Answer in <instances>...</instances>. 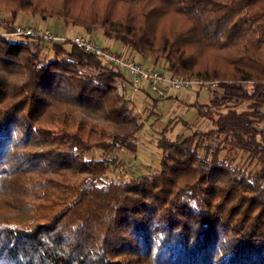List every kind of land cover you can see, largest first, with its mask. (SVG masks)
Returning a JSON list of instances; mask_svg holds the SVG:
<instances>
[{"label": "trees", "instance_id": "trees-1", "mask_svg": "<svg viewBox=\"0 0 264 264\" xmlns=\"http://www.w3.org/2000/svg\"><path fill=\"white\" fill-rule=\"evenodd\" d=\"M0 11L99 29L146 68L161 59L166 76L216 82L193 104L213 128L171 139L164 126L159 170L119 180L118 150L136 153L142 127L127 75L69 40L0 38V264H264V0Z\"/></svg>", "mask_w": 264, "mask_h": 264}, {"label": "rangeland", "instance_id": "rangeland-1", "mask_svg": "<svg viewBox=\"0 0 264 264\" xmlns=\"http://www.w3.org/2000/svg\"><path fill=\"white\" fill-rule=\"evenodd\" d=\"M0 17L12 24L16 22H30L38 27H47L54 33L60 34L68 40L74 35H84L85 37L99 42V44L105 45L106 43V38L102 36V32L99 29L94 30L92 34L89 35L78 27L64 26L59 20H41L23 12H19L18 17L14 20L6 11H0ZM47 21L48 24L45 25L44 23ZM11 39L16 40L20 38L11 37ZM106 45L110 46L109 43H106ZM117 45L119 44L117 43ZM110 47L114 48L113 45ZM129 52L130 50L127 49L126 53L129 54ZM150 62L154 69L164 67V62L161 59L155 63L152 62V60H150ZM144 84L145 83H142V85ZM120 89L118 85L119 93ZM208 89L209 88L193 87L190 90H172L166 94L165 99H158L155 106H152V99L158 98L155 92L147 87V94L138 91L133 92L131 88L128 87L126 95L130 98L133 112L138 117L139 121H141L142 127L140 131L136 133V137L133 140L137 146L136 153L132 154L123 149L118 150L119 154L117 157H119L120 160L113 171L114 177L119 180H126L133 176L159 170L161 149L156 145V140L159 138L160 130L164 126L168 128L165 135L171 139L175 138L177 135H187L194 130L205 132L213 128L208 119L197 115L193 105L194 102L208 103L211 95ZM170 92L171 98L168 97ZM241 108H243V106H239L237 109L240 110ZM153 110L155 111L153 112ZM260 126L264 127V122L261 123ZM100 153L99 150H94L92 155L99 156ZM233 158L235 162L239 164H242L245 159L239 152H235Z\"/></svg>", "mask_w": 264, "mask_h": 264}, {"label": "built area", "instance_id": "built-area-1", "mask_svg": "<svg viewBox=\"0 0 264 264\" xmlns=\"http://www.w3.org/2000/svg\"><path fill=\"white\" fill-rule=\"evenodd\" d=\"M11 37L20 39L35 38L47 43L68 40L47 27H38L30 22H16L12 24L0 17V38L12 40ZM69 42L86 52L92 53L107 67L125 73L130 80L129 85L133 92L137 91L142 83H147L151 91L155 92L159 97L164 98L172 90H190L193 87L208 88L216 85L215 81L166 76L156 69L146 68L142 61L134 60L127 53L121 55L117 51L105 48L95 40L84 35H74L69 39Z\"/></svg>", "mask_w": 264, "mask_h": 264}, {"label": "crops", "instance_id": "crops-1", "mask_svg": "<svg viewBox=\"0 0 264 264\" xmlns=\"http://www.w3.org/2000/svg\"><path fill=\"white\" fill-rule=\"evenodd\" d=\"M44 24L47 25V24H48V21H47L46 23H44ZM51 29H52V28H51ZM56 34H57V33H56ZM59 35H60V34H59ZM105 41H106V43H109L110 46L113 45V46H114L113 49H116V50H118V51L122 50V47H121L120 45H117L116 42H114V41H112V40H108V39H106ZM98 43H99V42H98ZM106 43H105V45H104V44H101V45L107 46ZM168 97H170V98L172 97V96H171V92L169 93Z\"/></svg>", "mask_w": 264, "mask_h": 264}]
</instances>
